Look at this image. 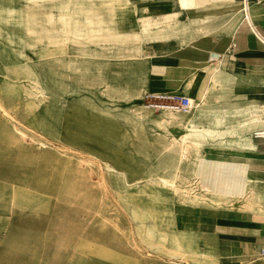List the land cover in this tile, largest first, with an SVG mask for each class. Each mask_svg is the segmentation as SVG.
Returning <instances> with one entry per match:
<instances>
[{
  "label": "rangeland",
  "instance_id": "374dc122",
  "mask_svg": "<svg viewBox=\"0 0 264 264\" xmlns=\"http://www.w3.org/2000/svg\"><path fill=\"white\" fill-rule=\"evenodd\" d=\"M12 40L20 39L0 35V264H213L179 241L193 228L178 220V208L215 206L201 185L198 153L180 144L191 119L223 133L229 118L150 111L144 94L123 86L118 100L93 89L71 93L59 60L38 66L52 74L48 92ZM138 68L121 64L124 72ZM243 119L258 130L249 111ZM146 122L167 144L144 143Z\"/></svg>",
  "mask_w": 264,
  "mask_h": 264
},
{
  "label": "crops",
  "instance_id": "0c3cea01",
  "mask_svg": "<svg viewBox=\"0 0 264 264\" xmlns=\"http://www.w3.org/2000/svg\"><path fill=\"white\" fill-rule=\"evenodd\" d=\"M0 23L9 26L0 35L18 36L13 52L48 92L52 74L38 66L59 60L71 93L93 89L118 100L123 86L143 100L187 96L195 112L228 117L223 133L191 119L183 134L180 145L198 153L201 185L215 206L178 208L185 216L178 220L193 228L178 237L213 264H264V137L255 136L264 130V0H0ZM125 62L139 68L124 72ZM248 111L260 116L256 132L242 126ZM156 133L146 122L144 143L167 144Z\"/></svg>",
  "mask_w": 264,
  "mask_h": 264
},
{
  "label": "built area",
  "instance_id": "2783aa9c",
  "mask_svg": "<svg viewBox=\"0 0 264 264\" xmlns=\"http://www.w3.org/2000/svg\"><path fill=\"white\" fill-rule=\"evenodd\" d=\"M145 103L158 112L165 110L188 112L192 105V99L187 96H177L167 93H147ZM256 137H264V130L260 131V134H257ZM259 257L264 258V248Z\"/></svg>",
  "mask_w": 264,
  "mask_h": 264
},
{
  "label": "bare ground",
  "instance_id": "6f19581e",
  "mask_svg": "<svg viewBox=\"0 0 264 264\" xmlns=\"http://www.w3.org/2000/svg\"><path fill=\"white\" fill-rule=\"evenodd\" d=\"M145 98H146V97H145ZM145 98H144V100H143V103H144L143 106H145V108H147V109L150 110V111L158 112V111L152 109L151 107H149V106L145 103ZM191 99H192V98H191ZM194 107H195V105H194V101H193V99H192V105H191V108H190V110H189L188 112L172 111V110H165V111H167V112H174V113H189V112H191V111L194 109ZM194 130H195V129H194ZM257 134H260V132H257V133L255 134V136H257ZM186 138H187V137H186ZM164 185H165L166 187H168V188H171V189L173 188V190H174V188L176 187V186L174 185L173 182H170V181H168V180H164Z\"/></svg>",
  "mask_w": 264,
  "mask_h": 264
}]
</instances>
